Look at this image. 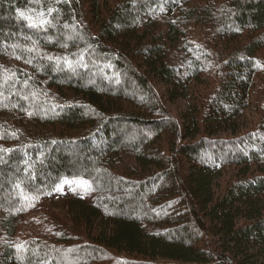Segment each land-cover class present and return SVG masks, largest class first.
I'll return each instance as SVG.
<instances>
[{
	"label": "trees",
	"instance_id": "16d2710c",
	"mask_svg": "<svg viewBox=\"0 0 264 264\" xmlns=\"http://www.w3.org/2000/svg\"><path fill=\"white\" fill-rule=\"evenodd\" d=\"M0 264H264V0H0Z\"/></svg>",
	"mask_w": 264,
	"mask_h": 264
},
{
	"label": "rangeland",
	"instance_id": "374dc122",
	"mask_svg": "<svg viewBox=\"0 0 264 264\" xmlns=\"http://www.w3.org/2000/svg\"><path fill=\"white\" fill-rule=\"evenodd\" d=\"M218 1H224V0H218ZM158 88H161V86L159 85ZM170 109L172 110V112L174 114H179V112L183 109V106L181 105V103H177V106H174L173 104H170ZM68 189H78L81 192L85 193V196L87 198H93L94 196V190L91 186L86 185L85 182L82 181V179H75L74 181H69L66 182L64 184H62L58 190V193H65L66 190ZM47 205L46 210L48 212H54L56 214H61V212L59 211V209L57 208L59 203L57 201H53L52 203L50 202H46L45 203Z\"/></svg>",
	"mask_w": 264,
	"mask_h": 264
},
{
	"label": "snow or ice",
	"instance_id": "6c2138e0",
	"mask_svg": "<svg viewBox=\"0 0 264 264\" xmlns=\"http://www.w3.org/2000/svg\"><path fill=\"white\" fill-rule=\"evenodd\" d=\"M21 15H24L23 13H21ZM30 19V18H29ZM41 23H44V21H41Z\"/></svg>",
	"mask_w": 264,
	"mask_h": 264
}]
</instances>
